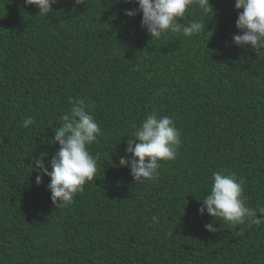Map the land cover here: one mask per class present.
Masks as SVG:
<instances>
[{
	"label": "trees",
	"instance_id": "16d2710c",
	"mask_svg": "<svg viewBox=\"0 0 264 264\" xmlns=\"http://www.w3.org/2000/svg\"><path fill=\"white\" fill-rule=\"evenodd\" d=\"M210 4L188 16L208 33L151 40L142 14H124L134 2L59 0L39 16L0 0V264H264V223L209 232L198 211L220 170L246 179L248 206L264 205V54L232 43L235 0ZM77 98L101 128L89 146L97 173L56 208L33 161L47 154L51 170L52 126ZM153 112L174 120L182 144L157 180L135 182L119 160Z\"/></svg>",
	"mask_w": 264,
	"mask_h": 264
},
{
	"label": "clouds",
	"instance_id": "9594fccd",
	"mask_svg": "<svg viewBox=\"0 0 264 264\" xmlns=\"http://www.w3.org/2000/svg\"><path fill=\"white\" fill-rule=\"evenodd\" d=\"M86 0H75V4H84ZM138 4L137 9H125L124 14L134 18L142 14L141 28L151 37L160 40L167 33L179 34L189 38L199 36L206 31L202 19L189 20L193 11L204 14L214 13L210 0H125ZM59 0H23L24 6H35L39 16H49L53 5ZM238 19L235 21L238 34L232 36V43L241 48H250L258 56L264 54V0H235ZM242 10V11H239ZM183 21V22H181ZM94 105L86 99L71 101V107L62 115L58 127H53L55 141L59 149L51 158L50 168L45 165V156L34 159L36 184L43 182L44 176L50 177L47 185L51 200L56 208L71 205L77 193L83 192L84 185L93 180L97 173V159L89 151V146L101 135V128L91 114ZM35 123L33 117L23 120L22 126L29 128ZM125 156L119 160V167L131 169L135 182L155 181L159 178L161 161L177 158L182 144L181 133L170 116H160L153 112L142 120L139 127L129 136ZM246 179L230 170L212 173V184L201 201L199 213H207L213 222L205 224L209 232H217L216 222L231 227L264 223V205L252 208L247 205L244 195ZM258 213L261 216H258ZM159 223L157 217L152 218ZM237 235L243 237L241 229Z\"/></svg>",
	"mask_w": 264,
	"mask_h": 264
}]
</instances>
